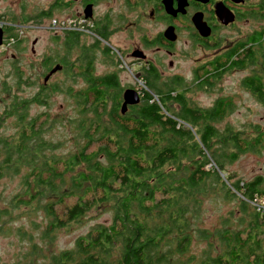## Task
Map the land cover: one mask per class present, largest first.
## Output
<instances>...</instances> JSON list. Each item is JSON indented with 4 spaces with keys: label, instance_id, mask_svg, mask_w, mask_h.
<instances>
[{
    "label": "trees",
    "instance_id": "1",
    "mask_svg": "<svg viewBox=\"0 0 264 264\" xmlns=\"http://www.w3.org/2000/svg\"><path fill=\"white\" fill-rule=\"evenodd\" d=\"M13 65L15 80L11 89L4 88L9 104L0 113V126L5 118L14 117L19 129L13 138L0 137V179L4 175L18 174L21 165L28 167L24 190L11 202L10 208L33 203L42 210L45 221L32 223L45 246H32L34 253L41 252L42 264H185L191 261L196 264H264V211L261 210L248 214L251 228L247 232L224 229L215 234L219 252L212 255V251L206 249L203 254L182 260L189 255L192 244L188 214L197 206L196 197L204 189L205 179L213 174L218 177L217 173L204 169L210 158V141L221 140L224 149L234 142V154H222V159H234L245 151V140L249 143L255 140V144L264 141V131L256 130L248 138L236 132L220 136L208 125L205 129L199 128L200 132L196 128L198 123H209L216 116H206L208 113L199 116L192 111L189 117L175 113L195 127L199 137L196 143L189 132L176 129L174 121L162 113L170 100L184 105L178 97L180 93L170 98V94L165 96L154 90L149 81H144L151 94L143 92L137 111L119 115L113 103L111 110L103 107L97 113L96 107L90 120L82 118L84 125L81 124L74 135V141L82 144L81 148L60 157L48 155L53 146L44 141L41 134L47 133L43 128L46 123L52 126L49 112L28 121L27 115L25 126L23 111L34 103L48 108L51 89L31 94L33 99L27 102L29 96L16 94L23 85L19 70ZM95 103L98 105L99 101ZM41 119L38 129L36 124ZM246 146L250 148V144ZM201 147L207 150L206 156L202 155ZM184 161L188 164L183 165ZM215 165L218 168L219 162ZM30 177L33 188L27 182ZM243 187H234L243 200L253 202L261 197L257 190H243ZM66 201L71 203L64 206L59 216L56 207ZM96 208L110 213L107 223L91 227L70 249L47 254L55 231L80 222ZM245 209L243 207L242 212L247 215ZM9 211L7 208L0 212V219ZM22 236L28 239L27 235ZM200 236L208 237V234Z\"/></svg>",
    "mask_w": 264,
    "mask_h": 264
},
{
    "label": "flooded vegetation",
    "instance_id": "2",
    "mask_svg": "<svg viewBox=\"0 0 264 264\" xmlns=\"http://www.w3.org/2000/svg\"><path fill=\"white\" fill-rule=\"evenodd\" d=\"M179 8L183 13L176 12ZM194 17H200L199 23L208 29L207 36L197 29ZM47 21L51 27L45 25ZM252 21L263 27L243 35L239 26H249ZM40 30L45 32V39L38 37L29 42L26 34ZM11 47L29 52L25 64L20 62L23 87L35 88V93L51 89V97L58 93L69 101L78 117L69 123L77 129L82 118L95 115L96 107L100 113L107 102H112L111 109L114 103L119 115L137 111L138 104H134L122 112L124 94L137 93L142 102L147 90L144 81H149L154 90L170 94V98L180 92H201L214 98L210 108H192L185 101L184 105H176L171 100L167 106L172 111L176 105L175 113L182 116L190 115V111L216 116L206 124L200 121L196 128L209 125L218 135L222 131L215 124L231 111L233 103L231 98L218 97L217 84L256 65L264 73V0H0V54ZM38 48L44 51L38 54ZM192 53H198L193 67H181L178 62L194 58ZM182 70L189 71L190 78ZM256 71L241 83L264 108V83ZM140 83L144 89L138 88ZM27 109L23 111L25 126ZM230 130L226 127L227 134L223 135L230 134ZM256 130L264 131L255 127L253 133ZM254 141L245 140L241 154L260 155L264 141ZM233 146L234 142L225 151L227 156L234 154ZM234 159L223 158L231 162ZM223 164L219 162V166ZM229 174L236 176V172ZM236 186L257 190L264 198V157L260 155L250 177H236L234 192Z\"/></svg>",
    "mask_w": 264,
    "mask_h": 264
},
{
    "label": "rangeland",
    "instance_id": "3",
    "mask_svg": "<svg viewBox=\"0 0 264 264\" xmlns=\"http://www.w3.org/2000/svg\"><path fill=\"white\" fill-rule=\"evenodd\" d=\"M7 3L10 0H3ZM45 25L51 27L50 21H47ZM259 27H263L252 21L249 26L241 24L239 26L240 31L243 35L249 34L250 32L257 30ZM158 28H155V32ZM18 32V30L16 31ZM19 33V32H18ZM44 31L39 32H29L26 36L29 42L35 38H41L44 40ZM237 33V31L235 32ZM38 47V46H37ZM37 49V48H36ZM44 51L43 48H38L37 53L40 54ZM29 52L23 51L19 47L3 49V53L0 54V113L3 112L4 107L9 104L8 94H4V88L6 86L10 87L14 84L15 72H12L13 61L14 67L18 70L20 69V62L25 64L26 56ZM194 54V58L188 57L178 62L182 67L187 65L189 68L193 67L195 59H197L198 53ZM13 57V58H12ZM16 58V60H13ZM13 60V61H11ZM194 60V62H193ZM168 70V67H164ZM259 66H253L248 68L244 74H236L234 77H227L219 84H217L218 97L219 98H231L232 99V109L228 114L215 124L218 131H222L218 135L227 134L224 132L226 127H230V133H239L242 138H248L253 135V128L259 127L264 130V108L255 102V98L248 95L242 86V79L248 74H252L253 70H257L256 74L261 75V80L264 83V73L258 69ZM124 73L127 74V70L123 69ZM19 72V71H18ZM237 72V71H235ZM37 73V72H36ZM185 77L190 78V72L182 70L181 72ZM20 74V73H19ZM20 80V77H19ZM60 82L61 77H60ZM138 88H143V84H138ZM149 93L147 90H145ZM36 92L35 88H25L21 87V92L18 94L21 97L27 98L31 94ZM138 95L137 93H135ZM151 94V92H150ZM176 95V94H175ZM175 96H172V98ZM185 104H189L192 108H210L212 106L214 98H211L203 93H190L184 95L180 92V95ZM153 96V100H155ZM50 106L48 108L41 107L38 104H33L27 109L28 118L31 119L39 114H44V112H49L48 118L51 120L52 126L48 123L44 125L43 128L47 133H42L41 137L48 144L52 145V150H50L48 155L63 156L71 152L77 151L81 148L82 144L76 143L74 141V135H76V126L69 123V120H73L77 117V112L74 111L71 103L64 100L58 93L53 94L50 98ZM172 102L179 104L172 100ZM152 103V101H150ZM112 104V102H111ZM110 102H107L106 108L111 109ZM141 102L139 101L138 105ZM172 107V111L163 110V115L174 121L176 129H181L183 131L189 132L193 136V141L198 143V134L194 131L195 127L191 126L190 121L179 119L178 115L175 114V110H178L177 106ZM41 118V117H38ZM86 120H90L91 116L85 117ZM41 119L37 122L36 128H40ZM190 123V124H189ZM19 125L14 117L5 118L1 122L0 126V137L3 139H10L16 136ZM201 132V131H200ZM227 149L223 148L222 141L218 139H213L210 141L209 154L210 158L208 163L204 167L206 171L210 173H217L218 177L215 175L211 176L209 179H205L201 193L196 197L197 206L192 212L188 214L191 216V234H192V244L190 246L189 255H185L182 260H186L190 255L198 256L206 249L212 251V255L215 252H219V242L214 236L220 233L224 229H229L231 231L244 230L247 232L251 228L248 223L250 217L249 213L257 212L258 210L264 211V198H256L253 202H247L241 198V195L237 194L232 189V184L235 182L236 177H250L254 170L258 166V161L260 160V155L264 157V149L259 153L253 154L245 152L234 159L233 162L230 160H223L222 154ZM202 155L206 156L207 150L201 147ZM219 154V157L215 158L213 156ZM2 157H0V160ZM199 160V159H198ZM215 162H225V164L218 166L216 168ZM188 161H184L183 165H187ZM62 171V167H59ZM169 171H173V168L168 167ZM230 172H236V176L230 177ZM28 174V167L21 165L19 166L18 174H9L3 176L0 179V212L2 213L7 208L10 210L9 213L0 219V264H42L41 252L36 254L33 252L35 246H44L42 239L40 241V232L32 227V223L36 222L40 224L44 222L43 212L37 207V204L31 203L30 206L24 207H12L10 208L11 202L18 196L24 189L25 181L24 176ZM183 176V173H181ZM66 177H68L66 175ZM23 182V184H22ZM28 184L30 188H33L32 178H28ZM242 181H240L241 183ZM243 184V183H242ZM243 202H246L244 205ZM71 201H66L64 205L57 206L56 212L59 216L62 215L64 211V206L70 204ZM246 207L245 211L247 215L242 212V208ZM111 216L109 212L104 210H99L98 208L92 209L86 214L80 222L71 224L66 228L59 229L54 232L53 244L48 246L47 254L49 252L57 253L70 249L72 245L74 246L75 240L84 235L91 227L96 224H104L110 220ZM264 230V229H263ZM42 232V227H41ZM203 233L208 234V237H201ZM25 234L28 239L23 237ZM34 246V248H32ZM31 251L29 256L27 255ZM185 264H196L195 261L186 262Z\"/></svg>",
    "mask_w": 264,
    "mask_h": 264
},
{
    "label": "water",
    "instance_id": "4",
    "mask_svg": "<svg viewBox=\"0 0 264 264\" xmlns=\"http://www.w3.org/2000/svg\"><path fill=\"white\" fill-rule=\"evenodd\" d=\"M176 12L183 13V8H179V10L176 11ZM176 12H172V13H176ZM199 20H200V17H198V19L196 17H194V23H195L197 29L200 31V33L203 36H207L208 35V29L206 28L205 25H202L204 23L200 24ZM203 31H205V32H203ZM138 103H139L138 95H136L135 93H131L129 91L125 92L124 99H123V104H122V109H123L122 112H125L127 106L138 104Z\"/></svg>",
    "mask_w": 264,
    "mask_h": 264
}]
</instances>
